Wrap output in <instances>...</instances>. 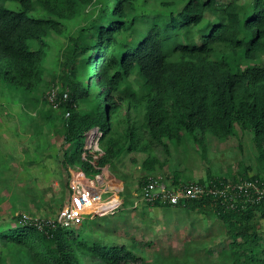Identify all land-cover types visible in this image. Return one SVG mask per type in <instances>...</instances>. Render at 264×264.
Returning a JSON list of instances; mask_svg holds the SVG:
<instances>
[{
  "label": "trees",
  "instance_id": "obj_1",
  "mask_svg": "<svg viewBox=\"0 0 264 264\" xmlns=\"http://www.w3.org/2000/svg\"><path fill=\"white\" fill-rule=\"evenodd\" d=\"M153 1L164 10L149 16L138 0H0V80L9 86L34 93L43 82L45 39L67 38L68 54L57 75L65 92L54 103L62 109L59 163L68 189L76 162L95 175L128 154L155 174L163 164L153 148L160 146L169 157L170 147L187 140L203 152L207 135L228 140L237 130L249 134L258 159H264V64L258 59L264 50V0ZM206 15L215 21H204ZM69 24L75 25L71 33ZM86 74L95 79L94 89L84 83ZM80 104L86 108L78 109ZM95 127L102 131L103 155L92 166L81 154L86 132ZM177 177L168 183L181 184ZM253 177L264 179L254 174L198 183L221 186ZM146 181H139L136 192ZM141 204L212 213L230 239L223 253L231 264H264L262 234L253 222L264 217V202L230 209L204 196L130 209ZM47 220H39L38 229L33 220L16 216L19 224L0 230V242L26 250L31 264H76L71 245L100 264L144 261L132 246L82 242L71 228Z\"/></svg>",
  "mask_w": 264,
  "mask_h": 264
},
{
  "label": "rangeland",
  "instance_id": "obj_2",
  "mask_svg": "<svg viewBox=\"0 0 264 264\" xmlns=\"http://www.w3.org/2000/svg\"><path fill=\"white\" fill-rule=\"evenodd\" d=\"M137 6L149 16L164 10L153 0H138ZM205 20L215 21L208 15ZM67 26L70 33L75 28L74 24ZM202 27L203 24L194 32ZM66 41V36L57 34L45 39L43 82L34 93H23L0 80V230L19 224V220L15 221L19 215L31 220L54 219L71 197L59 163L62 109L54 103L56 96L65 92L64 82L57 75L62 74L63 55L68 54ZM83 81L94 89L92 76L86 74ZM77 108L83 110L86 105ZM98 147L101 149L99 143ZM170 148L173 153L169 157L160 146L151 150L163 164L155 174L145 172L141 159L137 157L133 163L128 154L111 167L105 165L102 179L99 178L107 186L104 199L82 224L69 231L79 235L82 242L132 246L133 252L144 258L141 264H231L223 253L230 239L224 224L212 213L144 204L132 210L133 202L138 200L133 193L143 179L171 182L178 174L179 183L264 176V159H258L249 134L240 130L228 140L207 135L203 152L187 140ZM70 150L75 151V147ZM70 174L94 180L81 161L70 167ZM114 202L121 204L120 212L108 214L107 206ZM253 222L264 243V217L256 216ZM67 249H72L73 257L78 258L76 264H100L77 253L73 245ZM32 258L26 250L8 249L0 242V264H31Z\"/></svg>",
  "mask_w": 264,
  "mask_h": 264
},
{
  "label": "built area",
  "instance_id": "obj_3",
  "mask_svg": "<svg viewBox=\"0 0 264 264\" xmlns=\"http://www.w3.org/2000/svg\"><path fill=\"white\" fill-rule=\"evenodd\" d=\"M101 136L102 131L95 127L86 132L84 137L82 158L85 160L88 158L92 166H95L103 155V151L98 147ZM103 171V167L99 168V171L92 175L94 180H83L73 175L69 183L71 195L69 201L57 212L54 219L47 220V225L57 224L62 228H71L82 224L87 219V215L94 212L99 201L105 197L107 186L104 180H100ZM133 196L138 198L133 202L132 207L134 208L139 203L184 204L188 200L205 196L220 200L230 209H237L238 207L243 208L246 204L264 202V179L253 177L250 180L228 182L221 186L198 182H186L173 186L161 178H149L141 192L133 193ZM120 208L121 204L115 202L108 204V214H115L120 211ZM33 222L38 229L42 228L43 224L39 220L35 219Z\"/></svg>",
  "mask_w": 264,
  "mask_h": 264
},
{
  "label": "clouds",
  "instance_id": "obj_4",
  "mask_svg": "<svg viewBox=\"0 0 264 264\" xmlns=\"http://www.w3.org/2000/svg\"><path fill=\"white\" fill-rule=\"evenodd\" d=\"M258 59H260L261 64H264V50L259 54Z\"/></svg>",
  "mask_w": 264,
  "mask_h": 264
}]
</instances>
